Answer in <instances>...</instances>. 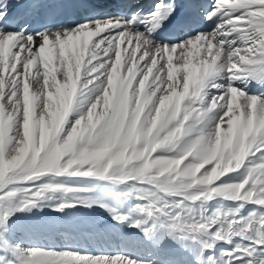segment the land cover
Listing matches in <instances>:
<instances>
[{
	"label": "snow or ice",
	"instance_id": "1",
	"mask_svg": "<svg viewBox=\"0 0 264 264\" xmlns=\"http://www.w3.org/2000/svg\"><path fill=\"white\" fill-rule=\"evenodd\" d=\"M0 264H264V0H0Z\"/></svg>",
	"mask_w": 264,
	"mask_h": 264
},
{
	"label": "rangeland",
	"instance_id": "2",
	"mask_svg": "<svg viewBox=\"0 0 264 264\" xmlns=\"http://www.w3.org/2000/svg\"><path fill=\"white\" fill-rule=\"evenodd\" d=\"M92 194L104 196L105 198L110 199V196L106 192L100 189H97ZM66 212L69 215L77 214V215L90 216L94 218L101 226L113 224V221L108 216V214L99 208H95V209L79 208V209L66 210ZM18 215L20 216L21 220H25V221L43 219V220L55 221L57 223L62 224L67 220V216L65 214L54 212L48 208H45L42 212L33 210V212L31 213H21ZM119 231L126 236L142 239L141 234L135 229H131L126 226H123L120 228ZM18 236L21 239H24L26 244L31 242L34 246H41V247L61 248L65 246H71V247L79 248L81 250H88V248H93L97 246V242L85 239L79 235H77L76 238L71 241H66L59 235L53 233H44V232L35 236V238L32 239L31 241H29V238L25 236L23 233H18Z\"/></svg>",
	"mask_w": 264,
	"mask_h": 264
},
{
	"label": "bare ground",
	"instance_id": "3",
	"mask_svg": "<svg viewBox=\"0 0 264 264\" xmlns=\"http://www.w3.org/2000/svg\"><path fill=\"white\" fill-rule=\"evenodd\" d=\"M227 6V5H226ZM86 244V243H85ZM120 244H121V241L117 238V237H113L112 240L109 242L108 246L111 248V247H115L116 250H120ZM94 246V245H93ZM91 247V246H90ZM97 246L93 247V248H88L89 251H95ZM133 252L135 255H138V256H143L145 253L142 249L140 248H135L133 249Z\"/></svg>",
	"mask_w": 264,
	"mask_h": 264
}]
</instances>
